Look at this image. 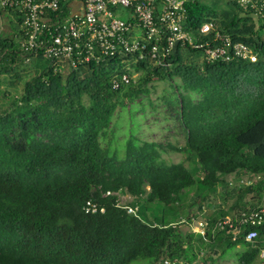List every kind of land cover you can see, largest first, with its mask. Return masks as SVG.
I'll list each match as a JSON object with an SVG mask.
<instances>
[{"label": "trees", "instance_id": "1", "mask_svg": "<svg viewBox=\"0 0 264 264\" xmlns=\"http://www.w3.org/2000/svg\"><path fill=\"white\" fill-rule=\"evenodd\" d=\"M185 12L183 26L195 43L212 39V33H199L200 25L212 20L233 42L251 47L256 61L207 60L203 47L188 44H176L161 64L137 54L106 56L76 68L40 55L31 58L32 73L22 92L6 94L8 103L0 110V264L192 262L195 237L213 247L241 244L242 264L264 260L259 256L264 224L242 226V231H257L253 242L243 235L232 240L225 229L208 230L205 240L178 228L179 216L188 221L195 215L189 209L202 210L201 202L208 203L219 186L224 199L234 196L227 208L217 210L220 216L238 210L248 195L257 200L250 206L264 205V21L238 0L187 1ZM18 48L11 30L0 36V75L14 74L9 84L18 83L20 70L27 69L20 66L26 62ZM123 72L138 76L113 88L112 77ZM155 78L164 88L154 102L147 95ZM123 109L129 113L126 136L116 139ZM152 113L179 128L184 142L165 144L136 135L137 117ZM168 150L183 159L169 161L162 156ZM229 174L253 179L230 190ZM115 192L144 203L128 202L135 211L127 212ZM87 200L103 210L85 212ZM145 202L163 204L164 216H145ZM166 210L178 219H167Z\"/></svg>", "mask_w": 264, "mask_h": 264}, {"label": "built area", "instance_id": "2", "mask_svg": "<svg viewBox=\"0 0 264 264\" xmlns=\"http://www.w3.org/2000/svg\"><path fill=\"white\" fill-rule=\"evenodd\" d=\"M187 1L193 0H0V36L11 30L19 44L16 52L25 62L40 55L62 67L76 68L81 63L99 61L106 56L133 54L139 59L148 56L161 64L176 44L203 47L207 60L256 61L257 55L251 47L241 41L233 42L212 20L204 21L199 27L200 34L212 33V39L195 43L183 26ZM238 3L244 10H251L254 18L264 21V0H238ZM132 77L126 72L113 76V88ZM112 193L106 192L107 195ZM123 206L127 212L135 211L128 204ZM83 208L85 212L103 210L91 200H87ZM201 212L186 223L205 240L208 230L214 233L225 229L232 240L243 235L246 242H253L257 231L248 228L242 233V226L264 224L263 204L246 206L214 221ZM259 256L264 258V248ZM176 261L165 258L163 263Z\"/></svg>", "mask_w": 264, "mask_h": 264}, {"label": "rangeland", "instance_id": "3", "mask_svg": "<svg viewBox=\"0 0 264 264\" xmlns=\"http://www.w3.org/2000/svg\"><path fill=\"white\" fill-rule=\"evenodd\" d=\"M222 2V1H221ZM258 25V24H257ZM7 29V26L5 27ZM263 35H264V30L262 31ZM47 61V60H44ZM43 60H37L36 62L39 63L40 65H42L44 63ZM134 63V62H133ZM20 66H24L27 67V69H23L20 70V74L22 75L21 80L18 83H12L9 84L8 80L12 78V76H14V74L11 75L10 78V74H1L0 75V110L4 109L7 105V95H18L20 94V92H22L23 90V81L28 79L31 76L32 70L28 69V67L32 66V63L26 62L25 64H20ZM119 64H116L115 67H119ZM129 67H130V62H129ZM23 68V67H22ZM131 68V67H130ZM132 75L134 76V78H136L138 76V72H134L132 73ZM12 80V79H11ZM13 81V80H12ZM152 87L150 89V93H148L150 100L152 101H156L158 99V97L162 94L163 92V88H164V81H160L158 79H153L151 81ZM8 90V92L6 91ZM5 94V95H4ZM146 97H143V102H144V106H147V109H150V105L147 102ZM162 106V105H160ZM146 109V110H147ZM140 111H138L139 113ZM120 114V118L123 120L120 123V126L115 128L114 133L117 134L116 135V139H120L122 136L125 137L126 136V132L124 133V129L125 128V120L126 118H128L129 120V113L125 111V109H123L122 112H119ZM131 117V115H130ZM128 120L126 121V123L128 122ZM137 120L139 122L140 127H135L133 129V131L139 130L138 132H136V135H138L141 139L145 138V139H155L158 141H161L163 143H172V144H176V145H180L184 142V135L182 133V131L178 128L176 129L173 125L172 122H170L169 120L165 119L163 117V114H156V113H152L149 114L148 116H146V119H142L140 117H137ZM164 121V122H163ZM147 129L148 131L144 132V133H139L141 130ZM120 132V133H119ZM139 133V134H138ZM120 142V141H118ZM124 151V150H123ZM120 151V154L118 155V157H123L124 152ZM162 156L164 158L169 159V161L172 162H176L179 160L183 159V155L179 152H175L172 150H168L162 153ZM187 164L191 165V161H185ZM187 165V167L192 168L193 166H189ZM196 176V174H195ZM226 179L228 181L229 184V189L233 190L231 188L238 186V182L241 179H253L252 176L248 175V174H241L239 176H235L234 174H229L226 176ZM224 190H222V187H218L216 189V193H209L208 197H207V201H202L201 205H202V210L200 209V211H202L200 214L204 215V216H211V215H216V217L220 216V214H217V210H219V208H227L231 202L234 200V196L225 198L223 197V195L221 193H223ZM189 196H193V192L189 191L188 193ZM118 201L119 203L122 204H127L130 201H136L138 202H142L144 203V198H133L130 194L128 193H119L118 194ZM257 200H255L251 195L246 196L245 200L240 203V207H238L239 209L244 208L246 206H250L253 204H256ZM129 205V204H128ZM164 207L163 204L158 203V202H145V208L144 210V215L148 216L149 218H161L162 216H164L163 210H161V208ZM190 214H195L194 216H197L199 214V210H198V206L197 205H193L190 209ZM192 211V212H191ZM204 211V212H203ZM237 211V210H236ZM234 212V211H233ZM168 213H171L170 211L166 210L165 212V217L167 219H178L176 218L177 214L174 215H170ZM199 216V215H198ZM182 220L183 223H181L180 225H178V228L181 231L184 232H191V227L187 225V220L185 218V215H181L179 216ZM195 236H201L198 233H193ZM196 238V237H195ZM192 239L193 242L192 244L195 245V259L192 262H189L187 259H183L180 258V260L178 259L176 262L180 263H186V264H242L239 262L238 257L240 256L242 250L244 249V247L241 244H237L235 247L234 246H228V245H224L221 247H213L210 244H203L201 243L199 240L196 239ZM203 242V241H202ZM213 247V248H212ZM225 251H223L224 249ZM216 250V251H215ZM210 256L209 259H206L207 261H204V258L206 256ZM161 260L159 259L157 260L154 264H161ZM129 264H150L147 259H138V260H134L131 261ZM177 264V263H175ZM251 264H264V260H260L259 258H256Z\"/></svg>", "mask_w": 264, "mask_h": 264}]
</instances>
